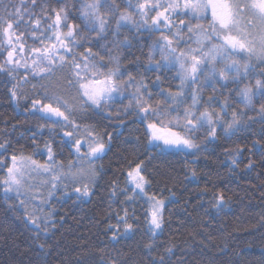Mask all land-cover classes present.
<instances>
[{"label":"snow or ice","instance_id":"obj_1","mask_svg":"<svg viewBox=\"0 0 264 264\" xmlns=\"http://www.w3.org/2000/svg\"><path fill=\"white\" fill-rule=\"evenodd\" d=\"M53 3L58 7H53ZM29 4L31 9H39V16L29 10ZM123 5L131 11H121L116 0H42L39 5L36 0H21L20 5L0 0V75L8 78L13 101H23L25 113L44 122L37 131L43 133L46 127L50 135L60 137L59 142L78 161L87 160L90 166L103 159L113 146L111 134H100L95 126L86 123L95 117L120 121L110 126L124 129V118L133 116L132 122L144 127L146 155H195L202 150L196 143V134L203 132L207 144H214L218 128L230 138L246 130V124L259 122L264 135V0H123ZM24 30H30L29 38L39 45L30 47L27 57L23 55ZM124 30L132 31L133 39L141 47L145 39L142 34H146L150 41L146 64L138 57L129 62L131 66L122 62L118 50L132 47L127 37L120 38ZM141 68L156 73L155 79H138ZM133 70L137 76L132 74ZM162 76L169 81V87H164ZM231 83L237 85L235 94L244 108L255 111L258 121L254 117L245 119L244 111L229 112L232 105L227 98L210 95L205 99L203 85L207 84L215 93L217 85L228 89ZM241 83L243 87L239 86ZM25 84H31V92L22 90ZM254 101L259 103L258 109ZM116 104L123 106L115 109L118 114L112 116L106 110ZM217 106L219 111L209 110ZM9 147L0 140V157ZM253 147L264 158V143L256 140ZM40 154L46 156L45 162L22 152L0 159V169L5 172L0 187L5 196L10 192L25 194L26 175L50 178L49 200L55 199L57 192L65 191V181L74 186L77 200L93 194L92 178L102 168L66 167L58 162L48 142ZM242 154V149L227 153L229 157ZM236 163V159H231L233 166ZM252 167L249 163L248 168ZM146 171L142 162L136 163L125 174L128 190L113 185L111 196L115 199L116 193L122 192L126 197L124 203L129 206L142 200L141 214L155 237L163 231L165 200L152 191V181L144 175ZM192 177L195 179L194 172ZM76 183L82 187H75ZM211 203L217 212L226 206L222 193L216 194ZM20 206L27 210L25 200H20ZM40 207L51 210L39 218L40 223L34 218L35 212L25 218V223L37 233L41 224L46 229L56 223L51 204ZM121 211L123 215L115 213L112 217L116 223L108 225L113 243L133 231L129 220L140 223L135 208L130 212L122 207ZM147 247L151 251L153 246ZM164 247V253L153 264H168L175 254L173 246Z\"/></svg>","mask_w":264,"mask_h":264},{"label":"trees","instance_id":"obj_2","mask_svg":"<svg viewBox=\"0 0 264 264\" xmlns=\"http://www.w3.org/2000/svg\"><path fill=\"white\" fill-rule=\"evenodd\" d=\"M12 2L20 5L21 0ZM23 2L29 3V0ZM116 2L121 5V11H131L124 7L123 0ZM36 3L39 5L42 0H36ZM52 6L58 7L55 3ZM29 10L40 15L39 9H31L30 4ZM142 35L145 36L143 47L133 39L132 31H122L120 38L127 37L132 43L131 48L118 50L124 64L131 66L129 62L137 57L147 63L150 41L146 34ZM30 36V30L23 31L25 57L30 47L39 46ZM260 67L258 64V71ZM132 74L137 76L135 70ZM140 76L149 82L155 79L156 73L141 68L137 78ZM161 79L165 81L164 87H169V81L163 76ZM18 80L23 84L19 74ZM239 86L243 87L244 84ZM216 87L214 93L210 86L203 85L205 99L210 95L227 98L232 105L229 112L244 111L245 119L254 117L259 120L255 111L244 108L235 94V83H231L228 89L219 85ZM10 88L8 78L0 75V140L10 145L0 159L22 152L45 162L46 156L40 154V150L48 142L52 144L58 162L66 167H77L78 160L59 142L58 135H50L46 127L43 133L37 131L44 122L26 114L23 101L17 103L9 96ZM22 90L31 92V84L23 85ZM254 104L258 109L259 103L254 101ZM122 106L116 104L106 111L116 116L118 113L115 109ZM209 110L219 111V108ZM133 120V116L125 117L127 127L124 129L110 126L120 121L105 120L103 117L86 122L95 126L100 134H111L113 146L103 159L92 164L93 168L103 170L92 178L94 183L90 187L93 194L89 198L77 200L74 191L70 190L67 194L58 192L56 198L49 201L51 209L55 211L52 217L56 221L54 226L45 229L41 224V231L37 233L30 224L25 223L29 215L19 208L18 198L5 196L0 187V264H153V260L164 253V246L169 245L174 247L175 254L170 260L166 257L168 264H264V158L258 148L253 147L256 140L264 143L261 124H246V130L230 138L225 137L218 128V139L214 144H207V136L200 132L196 134V143L202 150L196 151L195 155L180 152L161 156L156 152L145 154L147 140L144 127L133 123ZM33 144L37 147L34 148ZM206 144L207 149L203 150ZM237 149H242L243 154L235 157L227 155ZM233 158L237 161L235 166L231 164ZM138 162L147 168L144 175L151 179L152 191L165 200L163 231L155 237L149 232L141 214L144 207L142 200L129 206L124 203L126 197L122 192L118 191L115 199L111 196L113 185L128 190L125 174ZM249 163L253 165L252 169L248 168ZM4 175V170L0 169V179ZM219 193L224 195L226 206L223 211L217 212L211 202ZM122 207L129 208L130 212L135 208L140 223L129 220L133 224V231L113 243L108 225L116 223L112 218L115 213L123 215ZM50 211L48 208L46 215ZM34 218L40 223L39 218ZM120 230L123 232V226ZM148 245L153 246L151 251Z\"/></svg>","mask_w":264,"mask_h":264},{"label":"rangeland","instance_id":"obj_3","mask_svg":"<svg viewBox=\"0 0 264 264\" xmlns=\"http://www.w3.org/2000/svg\"><path fill=\"white\" fill-rule=\"evenodd\" d=\"M93 164V163H92ZM89 165V162L87 160L78 161L77 162V168L82 165L85 170H87L89 167L93 168V165ZM48 176L44 175H26L24 177V180L26 181V188L27 191L23 195H16L15 193H8L7 196H13L18 198L19 200V208L20 206V200H25L26 203V212L28 215H32L33 212L36 213L37 218H40L43 215H46L47 207H40L41 204H48L49 203V197L48 192L51 190L48 187ZM85 183L88 181L85 180ZM65 191L64 193H69L70 190L74 191V186L69 183L68 181H65ZM75 187H82L81 183H76ZM58 193V192H57ZM56 193V196H57ZM23 211L25 209L21 208Z\"/></svg>","mask_w":264,"mask_h":264}]
</instances>
